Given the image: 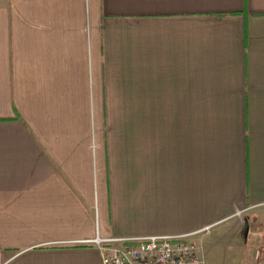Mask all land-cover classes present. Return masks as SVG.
<instances>
[{
  "label": "crops",
  "instance_id": "obj_1",
  "mask_svg": "<svg viewBox=\"0 0 264 264\" xmlns=\"http://www.w3.org/2000/svg\"><path fill=\"white\" fill-rule=\"evenodd\" d=\"M240 213L264 233V0H0V264Z\"/></svg>",
  "mask_w": 264,
  "mask_h": 264
},
{
  "label": "built area",
  "instance_id": "obj_2",
  "mask_svg": "<svg viewBox=\"0 0 264 264\" xmlns=\"http://www.w3.org/2000/svg\"><path fill=\"white\" fill-rule=\"evenodd\" d=\"M193 237L103 241L97 235L93 244L101 264H206L202 244ZM259 254H262L260 259ZM254 260L257 264L264 263V249L256 252Z\"/></svg>",
  "mask_w": 264,
  "mask_h": 264
},
{
  "label": "rangeland",
  "instance_id": "obj_3",
  "mask_svg": "<svg viewBox=\"0 0 264 264\" xmlns=\"http://www.w3.org/2000/svg\"><path fill=\"white\" fill-rule=\"evenodd\" d=\"M134 114L135 107H127ZM264 237L263 231L254 229L246 213L235 214L228 222L210 228L202 239L206 264H257L256 246ZM263 241V240H262ZM262 254H259V259Z\"/></svg>",
  "mask_w": 264,
  "mask_h": 264
}]
</instances>
